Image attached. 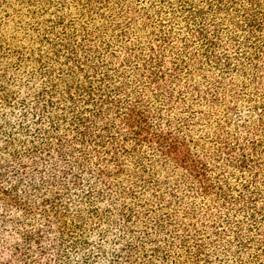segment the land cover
<instances>
[{
    "label": "trees",
    "instance_id": "obj_1",
    "mask_svg": "<svg viewBox=\"0 0 264 264\" xmlns=\"http://www.w3.org/2000/svg\"><path fill=\"white\" fill-rule=\"evenodd\" d=\"M27 1L0 264H264V0Z\"/></svg>",
    "mask_w": 264,
    "mask_h": 264
},
{
    "label": "rangeland",
    "instance_id": "obj_2",
    "mask_svg": "<svg viewBox=\"0 0 264 264\" xmlns=\"http://www.w3.org/2000/svg\"><path fill=\"white\" fill-rule=\"evenodd\" d=\"M70 1L74 3L75 0ZM34 9L41 11V5H37L36 1L0 0V34L6 37L0 41L1 67L4 63L3 59L7 55L9 57V53L24 51L23 43L28 41V35L32 34V29H36L38 23H40L39 16H34V19H32L31 15ZM12 78L13 71L11 67L8 79L13 82ZM2 107V104H0V111H2Z\"/></svg>",
    "mask_w": 264,
    "mask_h": 264
}]
</instances>
